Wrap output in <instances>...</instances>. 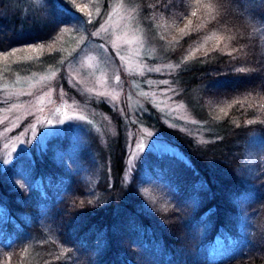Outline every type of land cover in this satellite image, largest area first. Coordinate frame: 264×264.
<instances>
[{
	"label": "trees",
	"instance_id": "trees-1",
	"mask_svg": "<svg viewBox=\"0 0 264 264\" xmlns=\"http://www.w3.org/2000/svg\"><path fill=\"white\" fill-rule=\"evenodd\" d=\"M138 1L146 18L191 21L173 58L223 37L176 74L207 140L144 114L184 156L147 153L126 183L125 130L101 100L117 133L81 150V166L57 147L0 167V264H264V0ZM68 9L0 0V54L53 44Z\"/></svg>",
	"mask_w": 264,
	"mask_h": 264
},
{
	"label": "rangeland",
	"instance_id": "rangeland-1",
	"mask_svg": "<svg viewBox=\"0 0 264 264\" xmlns=\"http://www.w3.org/2000/svg\"><path fill=\"white\" fill-rule=\"evenodd\" d=\"M65 6L83 20L73 18L53 44L0 54V167L20 154L59 147L68 161L81 166V150L97 152L117 133L114 117L97 105L101 100L117 112L125 130L126 183L145 154L165 153L158 146L161 142L169 146L168 152L184 156L144 122V114L157 113L168 125L200 142L207 140L210 125L180 96L176 74L194 56L211 49L220 35H208L212 39L207 42L205 37L191 59H176L171 46L184 35L179 29L185 28L187 18H146L138 0H72ZM29 56L33 59H25ZM154 137H159L157 146L149 147ZM65 138L69 143L63 148L60 141ZM207 250L214 255L226 248Z\"/></svg>",
	"mask_w": 264,
	"mask_h": 264
},
{
	"label": "snow or ice",
	"instance_id": "snow-or-ice-1",
	"mask_svg": "<svg viewBox=\"0 0 264 264\" xmlns=\"http://www.w3.org/2000/svg\"><path fill=\"white\" fill-rule=\"evenodd\" d=\"M71 2H72V0H57V6H59V7H63L65 4H68V3H71ZM206 7H208V8L210 9V8H211V5H206ZM68 11H71V9H68ZM81 11H83V9H81ZM89 15H91V14L89 13ZM192 15L195 16V15H196V12L194 11V12L192 13ZM70 18H74V19H76L78 23L82 22V20H83L82 17L76 15L75 13H73V16L70 17ZM190 25H191V21L189 20V22H188V24L185 26V28H181V29H179L180 33L187 35L186 29H187ZM198 27H200V26H198ZM210 39H212V37H206V38H205V42H207V41L210 40ZM221 39H223V37H216V40H217L216 47H219V41H220ZM173 40L175 41V40H176V37H173ZM177 42H178V41H177ZM15 51H17V50L14 49L13 52H15ZM192 55H194V53H192V54H190L189 56L185 57V60L191 59V58H192ZM5 59H7V56H5ZM25 59L31 60V59H33V57L29 56V57H26ZM62 62H63V61H61V63H62ZM156 71H159V69H156ZM240 71H242V69H241ZM117 79H119V77H117ZM163 83L166 84L167 81H163ZM261 107L264 108V105H261ZM221 111H224V110L221 109ZM49 123H50V122H49ZM37 140H39V137H37ZM158 141H159V137H154L153 142H152L151 145H149V147L157 146V142H158ZM158 146H159V148H160L162 151H164V152H168V151H170V148H169V146H168L166 143L161 142V143L158 144ZM137 147H140V145L138 144ZM9 246H10V245H9Z\"/></svg>",
	"mask_w": 264,
	"mask_h": 264
}]
</instances>
